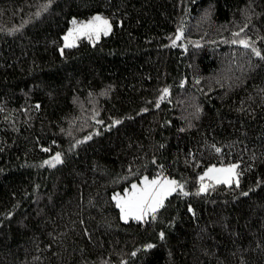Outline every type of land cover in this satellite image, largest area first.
<instances>
[{
    "label": "trees",
    "instance_id": "trees-1",
    "mask_svg": "<svg viewBox=\"0 0 264 264\" xmlns=\"http://www.w3.org/2000/svg\"><path fill=\"white\" fill-rule=\"evenodd\" d=\"M161 175L182 189L124 220ZM0 264H264V0H0Z\"/></svg>",
    "mask_w": 264,
    "mask_h": 264
},
{
    "label": "snow or ice",
    "instance_id": "snow-or-ice-1",
    "mask_svg": "<svg viewBox=\"0 0 264 264\" xmlns=\"http://www.w3.org/2000/svg\"><path fill=\"white\" fill-rule=\"evenodd\" d=\"M75 24L76 22L73 21ZM111 30V25L105 19H102L100 16L94 17L86 24L79 26L76 31L88 37L89 40L95 36L98 40L101 33L108 35ZM72 32H69L68 36H71ZM180 37L178 36L177 39ZM68 37H65L67 40ZM175 43V41L173 42ZM245 47H248V44L244 41H241ZM70 43H66L65 47H72ZM255 51V50H254ZM256 55L260 56V52L256 51ZM167 92V90H165ZM219 151V150H217ZM54 160L59 163L60 156L57 154L54 157ZM47 163V162H46ZM235 166L230 168H210L208 172L205 173V176L208 179H216L217 183H230V177L220 179L218 176H213L214 173H233ZM205 176L200 177L201 181L204 180ZM143 187H138L137 185H132V190L126 191L123 196L114 197L117 200V206L120 208L122 213V218L127 220L129 216L136 220H142L149 212L154 213L158 207L163 204L164 195L168 194L170 191H175L177 188V181L175 180H164L163 183L159 179H153L149 181L147 178L143 181ZM182 189V185H179ZM207 185L201 184L200 191H207ZM247 193H245L246 195ZM187 195V193H185ZM163 235V234H162Z\"/></svg>",
    "mask_w": 264,
    "mask_h": 264
},
{
    "label": "rangeland",
    "instance_id": "rangeland-1",
    "mask_svg": "<svg viewBox=\"0 0 264 264\" xmlns=\"http://www.w3.org/2000/svg\"><path fill=\"white\" fill-rule=\"evenodd\" d=\"M96 16H100L102 19L107 20V21L109 22V24L111 25L109 19H107L106 17L102 16L101 14H96V15H94L92 18H90L89 20H86V21H77V20H73V21H75L76 23L74 24L73 21H72V26H71V28H70V29L64 34V40H63V45H62L61 49L63 50V49L65 48V44H66V43H70V44H72V45H75V44L78 43V41H79L80 38H82V37H87V36L81 34L80 32L76 31V29H78L80 25L88 23L90 20H92V19H93L94 17H96ZM111 29H112V25H111ZM110 31H111V30H110ZM69 32H72V35H71V36H68ZM102 35H103V33L100 34L99 38H100ZM66 36L68 37L67 40H65V37H66ZM92 40H97V39L95 38V36H93ZM232 166H235V168H234V172H233V173H214L213 176H218L220 179H224V178H226V177H230V183H232V182H236V181H238V166H237L236 163H232V164H228V165H211V166H209V167L205 170V172L202 174V176H205V173L208 172V169H210V168H216V169L225 168V169H226V168H230V167H232ZM145 178H147L149 181H151V180H153V179H159L162 183H163L164 180H169V181H170V180H175V181H177L176 179H173V178H170V177H167V176L161 175V176H157V177H154V178L144 177V178L141 179V181H139V182H135V183H133V184H135V185H137L138 187H141V188H142V187L144 186V185H143V181H144ZM212 183H217L216 179H208L207 176H205L204 180L202 181V184L207 185L208 187H209L210 184H212ZM230 183H228V184H230ZM133 184H132V185H133ZM208 187H207V188H208ZM178 188H179V186H177L176 190H177ZM131 190H132V186H131L130 188H128L126 191H129V192H130ZM176 190H175V191H176ZM126 191H125V192H126ZM175 191H170V192H168V194L164 195V197H163V202H164V200L167 198V196L171 195V194L174 193ZM125 192H124V193H125ZM124 193H116V194L114 195V197L123 196ZM115 200H116V199H115ZM116 202H117V200H116ZM160 207H161V206H160ZM160 207H158V208H160ZM158 208H157V209H158ZM149 213H151V212H149ZM149 213H148L143 219L147 218V216L149 215ZM121 215H122V213H121ZM130 218H132V217L129 216V217L127 218V220H129ZM124 220H125V219H124Z\"/></svg>",
    "mask_w": 264,
    "mask_h": 264
}]
</instances>
